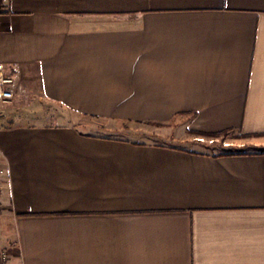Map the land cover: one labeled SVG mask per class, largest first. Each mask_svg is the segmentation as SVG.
Masks as SVG:
<instances>
[{
  "label": "crops",
  "instance_id": "crops-1",
  "mask_svg": "<svg viewBox=\"0 0 264 264\" xmlns=\"http://www.w3.org/2000/svg\"><path fill=\"white\" fill-rule=\"evenodd\" d=\"M0 65L5 264H264V150L197 141L264 146V0H10Z\"/></svg>",
  "mask_w": 264,
  "mask_h": 264
},
{
  "label": "rangeland",
  "instance_id": "rangeland-1",
  "mask_svg": "<svg viewBox=\"0 0 264 264\" xmlns=\"http://www.w3.org/2000/svg\"><path fill=\"white\" fill-rule=\"evenodd\" d=\"M64 111V110H62ZM74 121L78 124H82L83 123V128L87 129V131L89 130L91 133L93 134H99V135H103V136H114V137H122V138H129V139H152L151 135L147 136L148 134L151 133L152 130L157 131L158 127L155 126H151V128L148 129V127L146 128V132L144 136H142V126L140 124H133L130 125L129 127H133L136 128L135 131H125L124 129L116 128V129H111V126H107V124H105L104 121H100V120H96V119H92V118H88V117H80L75 115L74 116ZM102 126V128L100 127ZM101 128V129H100ZM236 136V134H226L222 137H220L219 139L222 140L223 142L221 144H210V138H203V137H198L197 141H199L200 143L204 144V147H208V146H212L210 149L212 150L213 153H222L225 150L226 151H232V152H239V151H257V150H264V146L262 147H255L252 144H247L246 146H234L230 143H227V141L232 140L234 137ZM204 140V141H201ZM218 141H216L217 143ZM208 145V146H207ZM209 148V147H208ZM229 149V150H228ZM0 264H5L0 262Z\"/></svg>",
  "mask_w": 264,
  "mask_h": 264
},
{
  "label": "built area",
  "instance_id": "built-area-1",
  "mask_svg": "<svg viewBox=\"0 0 264 264\" xmlns=\"http://www.w3.org/2000/svg\"><path fill=\"white\" fill-rule=\"evenodd\" d=\"M10 6V0H0V15ZM16 80L14 75L7 73L3 65H0V113L4 108L15 99ZM204 141V140H201ZM214 140L210 141L213 144ZM2 187L0 185V199L2 196ZM9 260V254L6 250L0 249V262L6 263Z\"/></svg>",
  "mask_w": 264,
  "mask_h": 264
},
{
  "label": "trees",
  "instance_id": "trees-1",
  "mask_svg": "<svg viewBox=\"0 0 264 264\" xmlns=\"http://www.w3.org/2000/svg\"><path fill=\"white\" fill-rule=\"evenodd\" d=\"M224 136L223 134H216V135H210L209 138L210 140H214V143L213 145L217 144L216 141L219 140L220 137ZM229 150V149H228ZM257 151H260L262 152L263 150H257ZM233 152L232 151H224L223 154H232Z\"/></svg>",
  "mask_w": 264,
  "mask_h": 264
}]
</instances>
